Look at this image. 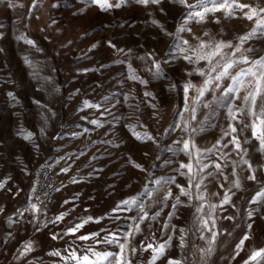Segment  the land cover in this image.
Returning <instances> with one entry per match:
<instances>
[{
    "label": "rangeland",
    "instance_id": "rangeland-1",
    "mask_svg": "<svg viewBox=\"0 0 264 264\" xmlns=\"http://www.w3.org/2000/svg\"><path fill=\"white\" fill-rule=\"evenodd\" d=\"M0 264H264V0H0Z\"/></svg>",
    "mask_w": 264,
    "mask_h": 264
},
{
    "label": "built area",
    "instance_id": "built-area-1",
    "mask_svg": "<svg viewBox=\"0 0 264 264\" xmlns=\"http://www.w3.org/2000/svg\"><path fill=\"white\" fill-rule=\"evenodd\" d=\"M40 182L44 202L48 205L54 202L56 193L65 185L64 178L58 173L53 163H46L42 167Z\"/></svg>",
    "mask_w": 264,
    "mask_h": 264
}]
</instances>
